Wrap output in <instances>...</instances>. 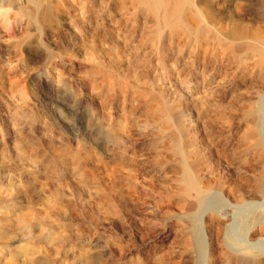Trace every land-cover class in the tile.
I'll list each match as a JSON object with an SVG mask.
<instances>
[{"label": "rangeland", "instance_id": "obj_1", "mask_svg": "<svg viewBox=\"0 0 264 264\" xmlns=\"http://www.w3.org/2000/svg\"><path fill=\"white\" fill-rule=\"evenodd\" d=\"M184 8L182 24L172 26L137 0H40L39 8L27 0H0V137L7 133V120L31 111L47 124L56 147L91 157L99 150L96 157L106 167L89 161L86 189L76 192L67 184V200L72 201L66 202L65 217L56 221L73 234L56 245L57 253L50 251L58 264H144L150 259L147 264H240L237 255L264 254V232L247 233L264 208V193L255 192L264 183V149L258 159L249 133L254 128L264 144V0H190ZM98 70L112 85L104 99L100 89L87 83ZM113 70L132 90L158 91L180 113L186 145L206 161L202 174L218 180L206 193L204 215L195 222L210 250L206 257L194 248L190 261L179 248L182 220L168 167L147 162L137 175L134 199L115 201L113 148L104 151L91 144L82 130L86 122L108 126L121 113L120 100L113 102ZM57 81L65 91L54 95L46 84ZM249 108L254 116L245 113ZM138 113L135 147L156 134L152 122ZM242 190L245 201L261 207L242 205L234 196ZM90 200L95 210L87 207ZM193 233L189 229L186 238L191 240ZM247 259L257 264L262 258Z\"/></svg>", "mask_w": 264, "mask_h": 264}, {"label": "bare ground", "instance_id": "obj_2", "mask_svg": "<svg viewBox=\"0 0 264 264\" xmlns=\"http://www.w3.org/2000/svg\"><path fill=\"white\" fill-rule=\"evenodd\" d=\"M27 1L36 8H39L40 6V0ZM137 1L145 5L147 9L153 14H160V18L165 23L172 26H178L182 24L183 8L186 4H190V0ZM87 83L91 88L100 89L98 96L103 99L107 95V89H110L112 86L111 84L107 83V75L99 70L92 71L90 75H88ZM46 86L54 93V95H58L59 93H63L65 91L63 84H60L58 81L56 83H48ZM153 90L155 89L153 88ZM156 93L132 90V87L129 85V83H127L124 79H121L119 73L116 70H113V102L117 99L120 100L121 113L118 115H113V123L109 124L108 126H92L86 122L82 124V130L90 137L91 144L94 143L95 145L99 146V148L104 149V151H106L108 147L113 148V169L110 173L113 174V177L111 178H113L114 185L117 188V191L115 190L114 196L116 202L120 201L121 199H126L127 201L133 198L135 189L134 185L138 179L137 175L139 171L144 168L147 162H152L156 165L166 166L169 168V172L171 174L170 181L174 185V193L177 195L176 204L179 208L178 218L182 220L179 248L186 252L187 258L192 261V258H195V254H193L194 248L197 249L198 253L204 257L210 253L208 246L203 242L199 235L198 227H195V222L200 221L204 215L203 207L206 193L218 185V180H213L202 174L204 170L203 168H205L203 167V164L206 163V161L201 160L196 154L192 155L190 147L186 145L185 135L180 125V113L174 107L167 106L159 93ZM130 103H133V105ZM68 110L75 111V108L69 106ZM137 112H140L138 113L140 114L139 116L144 117L148 121L150 120L156 131L155 136L148 141H144L141 147H137L138 145L135 147L134 145V141H136V132L138 131L137 123L139 121L138 117L136 116ZM245 113L249 116H254V111L251 108L247 109ZM21 117L23 118L7 120L4 123V127L8 129L7 133L4 137H0V264H58V259L56 260L54 258H50V251L54 250L57 253L58 251L56 245L62 241L68 240L70 234H73V232L70 233V228L67 225L57 223L56 221L57 218L62 219L65 217V214L68 211H66V206L68 204L66 202L72 201H70L71 197L67 200V184H71L72 189L76 192L86 189L88 184L86 175L89 167V161L102 169L106 170V167L99 160V158L96 157L100 153L99 150H96L98 151L96 152L97 155L93 153L94 156L96 155L95 157H91V155L89 156L88 153L84 154L85 156H83L80 151L68 153L64 147L65 145L56 147L55 139L53 138L49 127L33 112L27 111V114ZM101 121H103V119ZM247 121H249V119ZM67 126L70 127V129L75 128L74 125L69 123ZM250 127L251 126L249 125L248 128L250 129ZM262 131H264V129H262ZM33 132L37 133L36 136H32ZM249 133L251 135L250 138H252L255 142L254 147L257 152V158L259 159L262 155L261 152L264 149L263 140H261L263 135H261L262 137L260 139L258 137L257 131L254 128H252ZM159 143H166V146H159ZM249 143H251V141H249ZM187 144H190V142ZM102 157H104V155ZM102 157H100V159H103ZM17 169L18 174L14 172ZM121 181L125 182V185L121 184L124 187L123 189H120L121 186L119 187V183ZM137 183L141 184L140 182ZM224 183V181L221 183L219 182V185L222 184L223 186ZM170 187L172 188L171 185ZM245 191H238L237 195L234 194L235 198L243 201L241 202L242 205L246 206L253 204L254 208H257L258 206L261 207L259 204H255L251 200L249 202L245 201ZM255 192L259 193L260 195L264 193V183H260ZM252 195L253 194H248L247 198H251ZM80 201L82 202L77 204H82L84 199ZM85 201L87 200L85 199ZM86 203L88 204L89 202ZM228 203H230V201H228ZM87 207L94 210L96 209L94 208V204L91 202V200ZM257 213H255V215ZM89 214L90 213H88V215ZM252 216L253 218L255 217L254 215ZM189 229L194 230L191 240L186 238V234ZM260 232H264V208L259 211L254 221L249 223L247 226V233H249L250 236H254L256 233L260 234ZM84 233L87 234L85 231ZM83 235L80 234V236ZM78 238L81 239L79 236ZM104 242L106 243L105 240ZM253 244L255 245V243ZM176 249H178V247ZM168 250L170 249L168 248ZM171 250H173V248ZM262 250L263 248L261 251ZM174 251L176 252V250ZM162 252L163 251L160 253ZM259 252L260 251H258V253ZM76 253L74 255H76ZM235 258L239 259L240 264L253 263L251 259L247 258H262L259 260V262L257 260V262L264 263V254L261 253L258 254V257L256 255H237ZM68 259L69 258H67L66 261H68ZM150 260L152 261V259ZM162 260H164V258H162ZM149 261L147 263H149ZM71 262L73 261L71 260ZM175 263L177 262L175 261Z\"/></svg>", "mask_w": 264, "mask_h": 264}]
</instances>
